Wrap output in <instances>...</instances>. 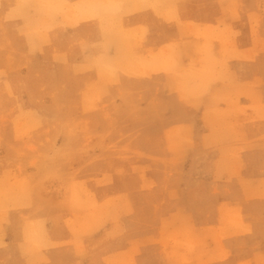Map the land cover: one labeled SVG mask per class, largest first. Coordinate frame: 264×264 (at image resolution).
I'll return each mask as SVG.
<instances>
[{"label":"rangeland","instance_id":"1","mask_svg":"<svg viewBox=\"0 0 264 264\" xmlns=\"http://www.w3.org/2000/svg\"><path fill=\"white\" fill-rule=\"evenodd\" d=\"M67 3L16 0L17 13L6 17L18 20L13 30L24 38L30 34L37 44L28 59L23 54L14 59L15 66L0 72L3 160L29 161L26 174L9 170L3 176L0 209L42 208L46 198L50 217L72 210L65 225L81 239L89 237L93 220L102 215L96 216L95 209L108 210V220L139 210L142 224H150L169 188L191 189L186 184L190 177L201 179L213 168L217 177L229 168L234 176V146L245 140L243 129L264 132V6L252 23L248 55H228L217 72L199 57L186 67L169 68L163 61L158 72L145 73L124 41L122 58L115 63L93 60V45H80L81 57L72 65L64 54L39 50L58 28V18L61 26H75V9ZM219 43L230 52L227 41ZM22 48L17 44L14 54ZM233 59L241 64L235 72L228 64ZM239 98L252 103L239 105ZM218 151L221 160L215 168L211 159ZM95 192L114 196L99 204ZM29 223L21 217L25 245L35 241L36 226Z\"/></svg>","mask_w":264,"mask_h":264},{"label":"crops","instance_id":"2","mask_svg":"<svg viewBox=\"0 0 264 264\" xmlns=\"http://www.w3.org/2000/svg\"><path fill=\"white\" fill-rule=\"evenodd\" d=\"M66 1L75 9V26H61L58 18V28L47 35V44L42 40L39 50L49 56L64 54L72 65L81 57L80 45H93V60L101 57L115 63L122 58L119 47L124 41L145 73L158 72L163 61L169 68L186 67L199 57L208 70L212 66L217 72L228 55L234 59L248 55L252 23L264 6L263 0ZM101 2L113 6L112 10L99 7ZM15 9L16 0H0L4 30L0 31V72L15 66L14 59L23 54L28 59L37 44L30 34L25 39L13 30L18 20L6 19L17 13ZM219 40L229 43L230 52ZM17 44L24 48L14 54ZM234 59L228 64L235 72L241 64ZM251 103L250 98L238 99L239 105ZM243 132L245 140L234 146L238 152L234 176L229 168L217 177L213 168L201 179L190 177L186 184L191 189L169 188L155 206L156 217L150 224H142L139 210L108 220L104 216L108 210L95 209L96 216L102 215L93 220L94 233L78 239L65 225L66 218L73 217L72 210L50 217L44 207L46 198L42 208L0 209V264H264V141L257 137L264 132L253 126ZM3 158L0 147V182L9 170L20 176L29 170L28 159L7 164ZM220 160L218 151L211 159L215 168ZM113 196L94 193L99 204ZM21 217L36 226H32L36 230L31 245L23 242Z\"/></svg>","mask_w":264,"mask_h":264}]
</instances>
